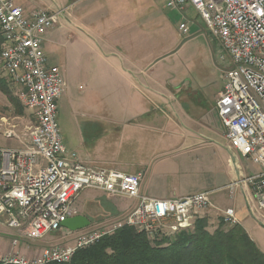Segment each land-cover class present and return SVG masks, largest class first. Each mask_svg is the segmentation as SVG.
<instances>
[{
	"label": "built area",
	"instance_id": "1",
	"mask_svg": "<svg viewBox=\"0 0 264 264\" xmlns=\"http://www.w3.org/2000/svg\"><path fill=\"white\" fill-rule=\"evenodd\" d=\"M193 6L220 51L228 57L225 84L216 112L230 146L258 163L261 172L229 184L251 186L257 206L264 210V0H168L167 7L185 12ZM59 12L26 11L14 0H0V71L11 91L34 116L29 140L14 130L6 132L19 147L0 146V218L14 235L12 248L0 250L4 264L69 262L123 225L134 227L154 240L189 229L211 205L209 192L178 198H153L141 194L142 174L118 168L95 167L70 152L59 126V101L65 90L58 65L50 62L44 34L58 23ZM191 25L182 21L187 36ZM223 55V56H224ZM85 190L122 195L138 200L116 227H87L71 231L62 222L79 214L76 202ZM227 225L239 223L233 208L223 215ZM66 230L67 243L45 247L34 257L16 248L24 240L46 239Z\"/></svg>",
	"mask_w": 264,
	"mask_h": 264
},
{
	"label": "rangeland",
	"instance_id": "2",
	"mask_svg": "<svg viewBox=\"0 0 264 264\" xmlns=\"http://www.w3.org/2000/svg\"><path fill=\"white\" fill-rule=\"evenodd\" d=\"M33 1L34 6H43L42 10L48 8L57 12L58 8L64 9L54 29L48 30L43 38L49 41L50 59L58 65L64 78L65 90L59 101V126L70 152L110 156L119 151L120 139L115 141L110 134L112 130H108L110 126L97 118L114 121L116 126H120L128 115L133 116L138 113V108L143 109L135 87L127 88L122 76V67L130 58H134L142 68L143 78L139 81L134 79V82L148 97V116L158 120L165 117L168 108L179 123L185 122L179 105L200 117V111L212 105L214 99L216 101V95L225 84L228 57L208 34L193 6L183 13L168 8V0ZM185 20L191 25L187 36L178 29ZM0 75L11 89L8 78L1 71ZM150 77L153 78L148 82ZM20 106L19 112L7 96L0 93V108L11 117V130L15 129L22 140L28 141L29 126L35 119L22 103ZM3 128L0 125V136ZM8 138L18 142L15 145H21L17 138ZM8 144L13 145V141ZM93 166L121 169L106 161ZM88 192L95 194L100 191L84 193ZM85 194L80 198V205L85 206L86 215H89L86 207L93 211L91 227L113 228L124 222L128 213L105 206L106 210L95 200L90 204ZM223 199L225 203V195ZM0 220V238L7 242L10 240L0 250L7 252L12 248L11 240L15 235ZM229 227L224 224V228ZM66 234L64 230L46 239H21L16 249L22 255L34 257L47 246L67 243Z\"/></svg>",
	"mask_w": 264,
	"mask_h": 264
},
{
	"label": "crops",
	"instance_id": "3",
	"mask_svg": "<svg viewBox=\"0 0 264 264\" xmlns=\"http://www.w3.org/2000/svg\"><path fill=\"white\" fill-rule=\"evenodd\" d=\"M14 1L25 10L29 8L27 11L39 10L43 7L34 6L33 0ZM58 9L59 13L64 12L63 8ZM77 18L78 15L75 14V19ZM48 44H50L49 41L44 39L45 53L50 62L54 64V60L52 62L50 59ZM122 69V76L126 80L127 88L135 87V94L139 96V100L142 99L143 109L138 108V113L133 116L128 115L120 126H116L114 121L108 122L104 118H97L110 126L111 129L108 130H112L110 134L111 137H115V141L120 139L119 151L115 154L95 156L75 152L83 161L91 165H99L106 161L112 165L120 166L122 170L141 173L140 191L141 194L149 197L168 199L204 191L209 192L211 207L196 216L190 228L194 227L197 219L205 217L209 224V230L216 229L217 223L220 225L226 209L233 208L239 219L238 224L245 228L251 239L264 253V210L258 208L251 186L246 183H238L232 193L229 190V184L261 172L262 167L253 159L244 157L237 150L229 147L225 129L215 108L220 92L216 95V101L214 99L212 105H208L206 109L200 111L202 112L200 117H195L188 109L179 105V111L186 118L185 122L179 123L168 108L165 117L158 120L148 116L147 96L134 82V79L139 81L143 78L142 68L136 64L134 58H130L128 64H124ZM152 78H148V82ZM10 119L11 117L3 113L0 108V125L4 127L3 135L0 136V146L15 148L20 146L15 145L18 142L15 141V143L6 135V132L10 131L13 126ZM93 121L96 120L93 119ZM115 127L117 129H114ZM13 130L16 133V130ZM12 141L13 145H6ZM86 191L92 190H85L81 193L76 207L79 214L87 216L90 220L93 211L86 207L89 212V215H86L85 206L80 205V198ZM224 195L226 196L225 203H223ZM85 197L89 200L88 202L91 201L90 204H93L92 200H95L104 208L107 206L126 214L138 203L136 198L102 192L95 194L88 192ZM8 243L10 240L7 242L0 238V248L6 247Z\"/></svg>",
	"mask_w": 264,
	"mask_h": 264
},
{
	"label": "trees",
	"instance_id": "4",
	"mask_svg": "<svg viewBox=\"0 0 264 264\" xmlns=\"http://www.w3.org/2000/svg\"><path fill=\"white\" fill-rule=\"evenodd\" d=\"M1 43L0 34V51ZM0 90L17 108L20 106L1 75ZM224 224L223 218L211 231L207 219L200 217L191 230L154 240L123 225L93 246L79 250L69 262L50 264H264V253L245 228L241 224L224 228Z\"/></svg>",
	"mask_w": 264,
	"mask_h": 264
},
{
	"label": "water",
	"instance_id": "5",
	"mask_svg": "<svg viewBox=\"0 0 264 264\" xmlns=\"http://www.w3.org/2000/svg\"><path fill=\"white\" fill-rule=\"evenodd\" d=\"M64 228L71 231H78L91 225V221L85 215L78 214L62 222Z\"/></svg>",
	"mask_w": 264,
	"mask_h": 264
}]
</instances>
